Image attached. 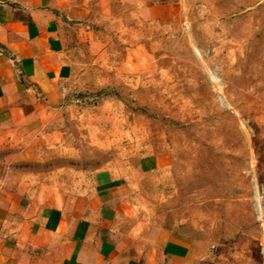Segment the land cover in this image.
<instances>
[{"label":"rangeland","instance_id":"obj_1","mask_svg":"<svg viewBox=\"0 0 264 264\" xmlns=\"http://www.w3.org/2000/svg\"><path fill=\"white\" fill-rule=\"evenodd\" d=\"M80 23L61 109L9 170H111L188 264H264V0H90Z\"/></svg>","mask_w":264,"mask_h":264},{"label":"crops","instance_id":"obj_2","mask_svg":"<svg viewBox=\"0 0 264 264\" xmlns=\"http://www.w3.org/2000/svg\"><path fill=\"white\" fill-rule=\"evenodd\" d=\"M89 2L0 0V264H188L189 244L137 221L136 198L113 171L51 186L9 170L21 159L10 149L48 130L61 109L66 30L81 25Z\"/></svg>","mask_w":264,"mask_h":264}]
</instances>
